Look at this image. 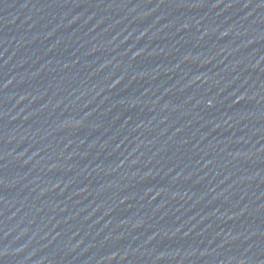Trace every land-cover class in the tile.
Instances as JSON below:
<instances>
[{
    "label": "water",
    "instance_id": "95a60500",
    "mask_svg": "<svg viewBox=\"0 0 264 264\" xmlns=\"http://www.w3.org/2000/svg\"><path fill=\"white\" fill-rule=\"evenodd\" d=\"M0 264H264V0H0Z\"/></svg>",
    "mask_w": 264,
    "mask_h": 264
}]
</instances>
